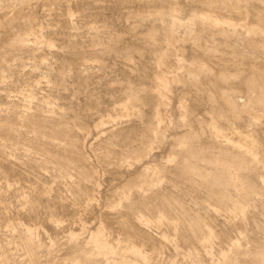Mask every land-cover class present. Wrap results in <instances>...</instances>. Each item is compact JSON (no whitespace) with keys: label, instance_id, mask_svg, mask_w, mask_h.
<instances>
[{"label":"rangeland","instance_id":"374dc122","mask_svg":"<svg viewBox=\"0 0 264 264\" xmlns=\"http://www.w3.org/2000/svg\"><path fill=\"white\" fill-rule=\"evenodd\" d=\"M0 264H264V0H0Z\"/></svg>","mask_w":264,"mask_h":264}]
</instances>
